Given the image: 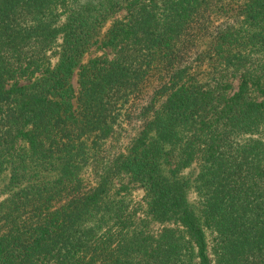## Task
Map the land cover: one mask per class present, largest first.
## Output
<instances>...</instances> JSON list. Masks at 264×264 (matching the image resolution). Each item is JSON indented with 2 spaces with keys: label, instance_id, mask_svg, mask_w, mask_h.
<instances>
[{
  "label": "trees",
  "instance_id": "obj_1",
  "mask_svg": "<svg viewBox=\"0 0 264 264\" xmlns=\"http://www.w3.org/2000/svg\"><path fill=\"white\" fill-rule=\"evenodd\" d=\"M0 264H264V0H0Z\"/></svg>",
  "mask_w": 264,
  "mask_h": 264
},
{
  "label": "rangeland",
  "instance_id": "obj_2",
  "mask_svg": "<svg viewBox=\"0 0 264 264\" xmlns=\"http://www.w3.org/2000/svg\"><path fill=\"white\" fill-rule=\"evenodd\" d=\"M102 50H98L96 48H92L87 55H85V58L94 56L96 54H101ZM73 81L76 83V75L73 76ZM149 93L148 90L144 92V94L140 97V100L136 101V108L140 106V104L144 103V100L148 97ZM138 110H134L133 107H131V113L130 117L127 119H124L120 127L117 128L116 133L112 135V137L109 139L106 145V151L107 154H111L113 152H116L118 150H121L124 148V146L129 142L130 138L135 134L137 129L140 125V119L137 116ZM85 177L90 178V172L85 173ZM142 195V190L139 187H135L133 189V199L139 200ZM190 197L194 199V195L191 194Z\"/></svg>",
  "mask_w": 264,
  "mask_h": 264
}]
</instances>
